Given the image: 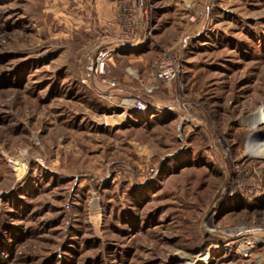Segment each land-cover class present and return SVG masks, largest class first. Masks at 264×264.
I'll return each mask as SVG.
<instances>
[{
	"label": "rangeland",
	"instance_id": "1",
	"mask_svg": "<svg viewBox=\"0 0 264 264\" xmlns=\"http://www.w3.org/2000/svg\"><path fill=\"white\" fill-rule=\"evenodd\" d=\"M262 112L264 0H0V264H264Z\"/></svg>",
	"mask_w": 264,
	"mask_h": 264
},
{
	"label": "built area",
	"instance_id": "2",
	"mask_svg": "<svg viewBox=\"0 0 264 264\" xmlns=\"http://www.w3.org/2000/svg\"><path fill=\"white\" fill-rule=\"evenodd\" d=\"M113 53V48L105 45L102 46L96 53V58H95V65H94V71L100 72H105L106 70V65L109 57ZM156 77L160 79H164V81L170 82L172 81L176 74H177V62L172 56H167L163 61L156 67ZM140 107L142 108L143 105L140 104Z\"/></svg>",
	"mask_w": 264,
	"mask_h": 264
},
{
	"label": "bare ground",
	"instance_id": "3",
	"mask_svg": "<svg viewBox=\"0 0 264 264\" xmlns=\"http://www.w3.org/2000/svg\"><path fill=\"white\" fill-rule=\"evenodd\" d=\"M251 124L255 128L264 126V112L254 117L251 120ZM259 134H260L259 132H252L250 134L248 139L249 153L252 156H258L264 158V137L261 138ZM18 168L21 169L22 167L19 166Z\"/></svg>",
	"mask_w": 264,
	"mask_h": 264
}]
</instances>
